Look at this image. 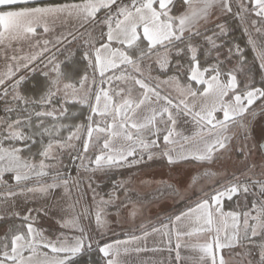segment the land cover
I'll return each mask as SVG.
<instances>
[{
	"label": "snow or ice",
	"instance_id": "obj_1",
	"mask_svg": "<svg viewBox=\"0 0 264 264\" xmlns=\"http://www.w3.org/2000/svg\"><path fill=\"white\" fill-rule=\"evenodd\" d=\"M230 19L247 22L243 47L228 39ZM58 20H74L88 39L80 44L84 33L69 31L41 44ZM249 29L264 37V0H0V184L11 180L21 194L52 200L62 189L61 201L75 192L71 219L60 224L71 233L37 223L46 206L0 216L19 221L0 233V264H81L86 253H95V264H124L122 257L146 250L153 234L167 236L170 250L175 236L177 260L181 237L203 234L207 239L192 246L193 264H264V40L258 44ZM23 41H35L39 51L20 56L15 46ZM74 42L66 60L79 57V87L55 53L43 59L49 45L68 51ZM246 47L257 53L252 64ZM35 72L47 82L38 98L24 92ZM68 104L87 108L83 123H63ZM181 115L197 126L191 136L179 131ZM65 155L78 162L75 176ZM156 161L176 175L155 191L184 208L161 228L107 242L109 207L128 212L132 205L135 217L141 201L127 199L125 183L114 184L105 199L93 177ZM82 172L92 173L86 187Z\"/></svg>",
	"mask_w": 264,
	"mask_h": 264
},
{
	"label": "trees",
	"instance_id": "obj_2",
	"mask_svg": "<svg viewBox=\"0 0 264 264\" xmlns=\"http://www.w3.org/2000/svg\"><path fill=\"white\" fill-rule=\"evenodd\" d=\"M57 2H63V0H57ZM229 23L231 24L232 27V32L231 35L228 37V39L230 40H235L237 42L241 43V46H244V41L247 39L246 35H245V29L241 23L240 20H233L230 19ZM78 38L81 37V33L77 36ZM87 34L84 32V35L82 38L79 39V43L83 44L85 40H87ZM257 41V43L259 44V42L261 40H264V37L258 35L255 39ZM70 51H76V43L74 42L73 45L68 46V51H65L63 49H61V51H57L55 52V55L57 57L58 60L60 61H64V63L62 64V68L63 70L68 73L71 77H72V81L73 82H77V85H79L78 81L80 76L83 74L82 73V66L78 63L79 61V57H73L71 61L66 60V57L69 55ZM245 52L247 53V61L249 64H252L253 61L256 58V53L255 51L251 48V47H246L245 48ZM256 65L258 67V61H256ZM40 67H43V64L40 65ZM91 70H89V78L91 79ZM67 82V81H66ZM46 78L40 74V72H35V73H29V79L25 82L24 84V92L26 95L38 98L39 95H41L45 88H46ZM163 88V87H162ZM66 107H68L69 109V118L67 120H64L63 123L65 124H71V123H76V124H80L83 123L84 121V117L87 115V108H81V106L79 104L76 105H72V104H68L65 105ZM67 130H64V135L66 136ZM35 151V149H34ZM39 158L37 157V160ZM63 163L64 165L72 172V175L75 176L76 175V165L78 164V162H73L70 157L68 155H65L62 157ZM122 170L125 169H118L112 172H109L107 175H101L98 173V175L101 177L100 179H98L96 182H94L93 186L96 187L97 191L100 193V195L106 197L107 193H110L113 191V187L114 184H119L120 180L122 178H124L125 176V172H122ZM92 174V173H91ZM89 176H92V175ZM82 177H83V183L81 185V187H86V184L88 183V179L85 180V175L86 173H81ZM7 179V177H6ZM94 181V178H93ZM12 183L14 184V182H12L11 180H9V184ZM34 183V181H33ZM16 189V188H14ZM6 191V189L1 188L0 186V194H3V192ZM61 192L60 191H56V199L52 200L50 198H43L41 196L34 198V199H28L27 203L25 204L24 201V196L22 194H17L15 195V199L14 201L10 200L8 203L7 201L9 200V197L5 198L3 195H0V216L2 217H8L12 211H16V210H21L22 208L26 207H34V208H39V207H44L46 206L49 209V213L50 215H61L62 212L60 211L61 208H63L64 206V201L60 200L61 197ZM74 197H75V192H73ZM117 194H121L123 195L124 192L121 191ZM147 194V193H146ZM143 196V197H139L136 196L135 193H130L128 195L127 199H139V200H146L148 198V196H154L155 198L161 197L157 194V192L155 193H148V195ZM151 194V195H150ZM60 195V196H59ZM138 197V198H137ZM126 199V197H125ZM126 199V202H127ZM87 199L86 197L84 198V202H86ZM6 202V203H5ZM184 208V204L183 203H178L176 204L173 208H171V211L174 213L176 211H179L180 209ZM35 213H33L34 215ZM43 214L41 213V216ZM45 220H43L42 218H38L37 223L41 226L43 225V222ZM19 223V221L17 220H3L0 221V229H4V228H10L13 225ZM83 223L87 224V220H85V222L83 221ZM93 227L95 226L94 223L92 225ZM46 229L48 231H50L51 228H47ZM52 230V229H51ZM55 231H64L61 229H55ZM67 232V231H64ZM70 233V232H68ZM123 236H127V233H123L121 232L120 234H113L110 235L108 237L104 236V240L111 241L115 238L118 237H123ZM256 243L260 242V238H254ZM95 253H86L82 258H81V264H95Z\"/></svg>",
	"mask_w": 264,
	"mask_h": 264
},
{
	"label": "rangeland",
	"instance_id": "obj_3",
	"mask_svg": "<svg viewBox=\"0 0 264 264\" xmlns=\"http://www.w3.org/2000/svg\"><path fill=\"white\" fill-rule=\"evenodd\" d=\"M241 21V20H240ZM244 29L247 27V22L241 21ZM251 32V35L254 39L258 36V34L254 31L249 29ZM85 30H81L80 32L76 33L78 36L80 33H84ZM88 37V36H87ZM71 39V38H69ZM51 51L48 53H45L43 59L45 63L47 62V59L52 56L53 53L57 52L56 48L51 47ZM256 53V52H255ZM257 55V53H256ZM90 79V78H89ZM79 87V85H77ZM88 87V84H85V88ZM165 90V92H171L173 97H176V92L167 86H162ZM192 135V134H191ZM188 135V136H191ZM193 165L189 164H183L182 168L183 169H189L193 168ZM218 167V165H217ZM122 172H125L124 178L120 180V183H125L126 185L129 186V192L130 193H135L136 196L143 197L148 195V193L152 192L155 193V189L159 187H163V184L160 182H169L168 178L171 176H175L176 174L171 172L169 170V167L166 166V163L164 161H156V162H146L144 165L140 167H134L132 169H125L122 170ZM91 173H86L85 175V180L89 178V175ZM92 175V174H91ZM98 175V174H97ZM99 176V175H98ZM94 178V182H96L98 179L96 177ZM154 181L156 183H154ZM143 182V183H142ZM204 185L210 184L211 181L208 179H204L202 181ZM87 185V184H86ZM1 188L6 189L3 193L8 192L9 190L13 192H17L19 195L21 193L18 192V189L14 186V184L10 183L9 186H4L0 184ZM95 187V186H94ZM16 188V189H14ZM97 190V189H96ZM197 194L199 193V188L196 189ZM98 192V191H97ZM62 194V192L60 193ZM74 194V193H73ZM22 195L24 196V201L27 202L28 199H34L39 196L40 194L37 193H23ZM119 196L120 201H124L125 204H127L126 199H125V194H117ZM151 195V194H150ZM60 196V195H59ZM138 196V197H139ZM161 197H154V196H148L146 200L142 199L140 200L141 203L137 204L136 207L138 209L137 215L135 217H132L129 215V212L132 209V205H128V212H125L123 208L120 209V211H117L115 207H109L108 209V219H109V225L112 231H108L105 233V237H108L110 235H115V234H120L121 232L127 233V234H134L137 231H143L144 229H148L150 227L156 226L158 224L164 223L165 221H169V217L173 216L174 213L172 212L171 208H173L176 204L181 203L178 200H173L170 199L167 195H159ZM42 197V196H41ZM74 197V195H73ZM90 197H91V192L88 193V196L86 197L87 201L85 203H90ZM137 197V198H138ZM107 199L108 197H104ZM193 199H196V196L192 197ZM15 197H9V200L7 203L12 200L14 201ZM133 201H137L138 199H132ZM6 203V202H5ZM119 203V201H117ZM18 211V210H16ZM11 214V213H9ZM43 214V213H42ZM35 215V214H34ZM67 215V211L62 212L59 217H64ZM253 215H255V212H253ZM42 219L45 220L43 222L42 226L44 229H46L48 222L50 221L47 216L42 215ZM85 222V220H84ZM88 222V221H87ZM94 223V222H93ZM51 228V227H50ZM47 230V229H46ZM64 230V229H62ZM66 231V230H64ZM242 231V228H241ZM69 232V231H68ZM2 233V230H1ZM247 243V242H244ZM251 247V245H249ZM243 245L241 248H238L236 251L240 252L243 251ZM229 264H238V261L235 259H229Z\"/></svg>",
	"mask_w": 264,
	"mask_h": 264
},
{
	"label": "crops",
	"instance_id": "obj_4",
	"mask_svg": "<svg viewBox=\"0 0 264 264\" xmlns=\"http://www.w3.org/2000/svg\"><path fill=\"white\" fill-rule=\"evenodd\" d=\"M52 31L48 34H43L42 38L40 39V43H43V39H50L55 41L57 36L60 34L67 35L69 31L74 33H78L83 28H80L79 25L76 24L74 20H64V21H56L55 24L51 25ZM71 38V37H69ZM52 45H49L51 48ZM16 53L20 56H26L32 54L33 52H38L39 48L36 46V42L33 41L31 43L27 41L18 42L15 46ZM9 55L12 54V50L8 49ZM3 70V50H0V71ZM178 124H179V131H181L184 135H191L196 132L197 126L192 121L191 117H185L183 115L178 117ZM62 192L61 196L63 195V190H57ZM39 194V193H37ZM41 195V194H40ZM74 197L67 199L64 201V209H68V205L73 202ZM72 212L70 209L67 210V215L64 217H59V215H50L48 214L47 217L50 221L48 222L47 228L51 227V232H58L55 229H63L60 227V224L64 222V220L71 219ZM168 224V221L164 223L158 224L155 227L161 228L162 225ZM151 228L147 230L151 232ZM1 230L0 229V233ZM67 232L71 233V229H64ZM189 231L192 228H188ZM166 231V230H165ZM125 232V231H123ZM142 230L137 231L134 234H127V236L118 237L113 240H127L131 235H142ZM207 237L203 234L200 235H192V236H182L180 242L185 245L182 247L180 251V259H176V250L174 249V245L176 243L175 236H173L172 240V249L170 250L168 245V238L167 236H163L162 234H153L148 238L145 244L142 247L146 248L144 251L136 252L134 250H129V252L122 257L124 264H193V259L198 255L197 251H194L192 246L198 243H203ZM111 240V241H113ZM108 241V242H111Z\"/></svg>",
	"mask_w": 264,
	"mask_h": 264
}]
</instances>
